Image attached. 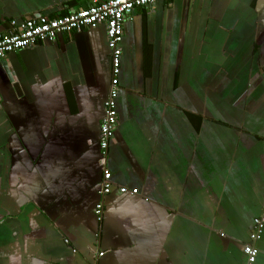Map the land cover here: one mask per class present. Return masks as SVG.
I'll list each match as a JSON object with an SVG mask.
<instances>
[{
  "label": "crops",
  "instance_id": "0c3cea01",
  "mask_svg": "<svg viewBox=\"0 0 264 264\" xmlns=\"http://www.w3.org/2000/svg\"><path fill=\"white\" fill-rule=\"evenodd\" d=\"M90 5L0 0V34ZM121 48L106 165L104 25L0 60V264H244L264 207V0H158Z\"/></svg>",
  "mask_w": 264,
  "mask_h": 264
},
{
  "label": "built area",
  "instance_id": "2783aa9c",
  "mask_svg": "<svg viewBox=\"0 0 264 264\" xmlns=\"http://www.w3.org/2000/svg\"><path fill=\"white\" fill-rule=\"evenodd\" d=\"M88 8L73 12L65 17L26 20L21 23L12 21V33L0 34V60L10 54L35 47L46 41H55L60 34L82 32L86 29H96L100 25L106 27L108 49L111 55L112 82L108 98L105 102V113L100 129V149L105 165L108 162V152L119 125L117 100L120 93V74L122 65L121 44L124 37V24L131 18L137 8L154 5L158 0H91ZM107 167V166H106ZM113 175L108 168L104 171L99 191L100 201L95 207V216L100 222L104 214V199L113 192ZM121 194L136 196L138 190L120 188ZM264 234V207L261 214L254 219L250 234V243L243 248L244 264H255L260 254L257 243ZM104 256L100 253L99 257Z\"/></svg>",
  "mask_w": 264,
  "mask_h": 264
},
{
  "label": "flooded vegetation",
  "instance_id": "af4514ba",
  "mask_svg": "<svg viewBox=\"0 0 264 264\" xmlns=\"http://www.w3.org/2000/svg\"><path fill=\"white\" fill-rule=\"evenodd\" d=\"M118 116H119V115H118ZM112 142H114V139H113V141H111L110 146H111ZM109 148H110V147H109Z\"/></svg>",
  "mask_w": 264,
  "mask_h": 264
}]
</instances>
